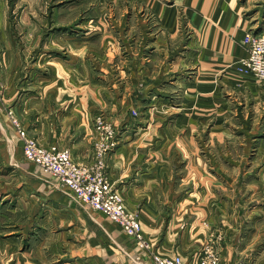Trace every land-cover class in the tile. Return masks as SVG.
<instances>
[{
	"label": "crops",
	"instance_id": "obj_1",
	"mask_svg": "<svg viewBox=\"0 0 264 264\" xmlns=\"http://www.w3.org/2000/svg\"><path fill=\"white\" fill-rule=\"evenodd\" d=\"M96 1L78 31L75 7L55 4L60 44L30 62L0 13V264H156L151 249L199 264L208 242L221 264H264V82L237 70L264 9ZM10 109L41 144L83 163L104 116L119 140L107 176L139 212L150 249L27 160Z\"/></svg>",
	"mask_w": 264,
	"mask_h": 264
},
{
	"label": "built area",
	"instance_id": "obj_2",
	"mask_svg": "<svg viewBox=\"0 0 264 264\" xmlns=\"http://www.w3.org/2000/svg\"><path fill=\"white\" fill-rule=\"evenodd\" d=\"M243 42L248 55L239 60L238 72L264 82V25L258 31L248 30ZM9 115L11 124L22 141L27 160L57 177L60 186L72 197L92 209L104 212L125 233L133 237L141 249H150L151 243L141 227L139 212L128 208L123 194L107 176L108 156L119 140L116 128L104 116L100 115L95 119L97 138L94 159L92 162L83 163L75 160L69 148L41 144L29 135L13 110H9ZM151 255L156 264H190L179 254L166 255L151 249ZM199 264H221L220 252L213 242L205 244Z\"/></svg>",
	"mask_w": 264,
	"mask_h": 264
},
{
	"label": "rangeland",
	"instance_id": "obj_3",
	"mask_svg": "<svg viewBox=\"0 0 264 264\" xmlns=\"http://www.w3.org/2000/svg\"><path fill=\"white\" fill-rule=\"evenodd\" d=\"M249 1L253 6L257 4L255 11L259 8L262 12L264 7L261 2H264V0ZM37 2L42 6L43 15L37 13V8L39 6ZM55 4H61L63 8L75 7L77 11L74 17L75 23H73V29L75 31L81 29V27L76 25L79 24L82 19L86 18L89 13L97 15L100 12L99 1L96 0H0V13L4 14L5 17H8L10 20L12 27L10 32L13 33L17 40H20V45L23 46L26 54L29 55V62L33 60L34 55L37 57L39 51H42L43 54L55 53L54 49L57 48V44H60L61 39L57 41L55 36L51 38L53 31L60 30L58 25H54L55 20H53V8ZM28 9H32L33 11ZM31 13H34L36 17L32 16L30 19L35 20L33 22L37 23V25L35 23L31 26L22 25L24 20L27 21V17L25 18V16L31 15ZM41 21L46 22V24H40L39 26L38 22ZM62 30H64V28H62ZM45 38H47V41L44 40ZM62 45L64 46V42ZM48 49H50V51H47Z\"/></svg>",
	"mask_w": 264,
	"mask_h": 264
}]
</instances>
